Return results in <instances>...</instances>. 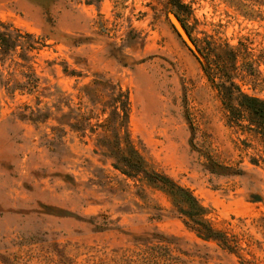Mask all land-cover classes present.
I'll return each instance as SVG.
<instances>
[{"label":"rangeland","instance_id":"1","mask_svg":"<svg viewBox=\"0 0 264 264\" xmlns=\"http://www.w3.org/2000/svg\"><path fill=\"white\" fill-rule=\"evenodd\" d=\"M168 1L0 0V24L31 36L0 57V264H264L263 139L229 123ZM181 1L215 62L236 48L225 78L264 99V0ZM116 128L234 251L114 167Z\"/></svg>","mask_w":264,"mask_h":264},{"label":"trees","instance_id":"2","mask_svg":"<svg viewBox=\"0 0 264 264\" xmlns=\"http://www.w3.org/2000/svg\"><path fill=\"white\" fill-rule=\"evenodd\" d=\"M100 2L101 0H89L88 4H99ZM168 6L170 7L168 13L173 14L179 21L192 43L193 48L189 47L183 40L184 43L197 58L204 73L221 97L223 106L228 114L229 123L241 125L244 121L247 123L246 128L261 136L264 142V99L245 92L243 87L238 84L234 78L230 76L225 78L226 75H230L232 71L237 70L236 62L238 52L236 48L229 43L218 45L221 53L218 56L219 60L215 62L211 53L206 52L205 48L201 47L192 37L191 30L186 23L188 20V6L181 0H169ZM27 37L31 36L11 26L0 24V57L10 55L11 52L15 51L17 47L20 46V43H25ZM35 43L36 42L28 44L27 49L33 50ZM211 49L213 50L214 48ZM121 112L123 122L128 119L126 101H122ZM122 126H120V128H122ZM122 139L127 143V150L122 148ZM117 140L120 141H118L115 146H111L106 152V155L114 160L113 165L117 170L132 178L143 175L150 182L161 185V187L167 191L173 205L177 208L179 213L187 219V223L193 226L200 238L218 241L227 250H235L228 236L216 230L210 224L207 220V209L189 189L179 185L168 176L151 172L147 169L145 161L140 155V152L132 144L125 128L123 137L121 136V132L117 131L116 128V135L111 139V143Z\"/></svg>","mask_w":264,"mask_h":264},{"label":"water","instance_id":"3","mask_svg":"<svg viewBox=\"0 0 264 264\" xmlns=\"http://www.w3.org/2000/svg\"><path fill=\"white\" fill-rule=\"evenodd\" d=\"M169 16L171 17V21L174 25V27L176 28V30L178 31V33L180 34L181 38L185 41V43L193 48L192 43L190 42L186 32L184 31V29L182 28L181 24L179 23V21L175 18V16L171 13H169Z\"/></svg>","mask_w":264,"mask_h":264}]
</instances>
